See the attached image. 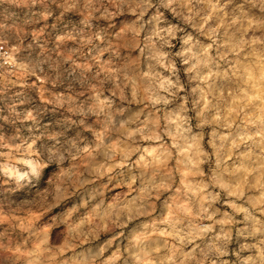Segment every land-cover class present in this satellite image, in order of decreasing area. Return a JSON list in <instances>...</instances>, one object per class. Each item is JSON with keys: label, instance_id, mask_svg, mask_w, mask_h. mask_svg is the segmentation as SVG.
Masks as SVG:
<instances>
[{"label": "clouds", "instance_id": "obj_1", "mask_svg": "<svg viewBox=\"0 0 264 264\" xmlns=\"http://www.w3.org/2000/svg\"><path fill=\"white\" fill-rule=\"evenodd\" d=\"M0 264H264V0H0Z\"/></svg>", "mask_w": 264, "mask_h": 264}]
</instances>
